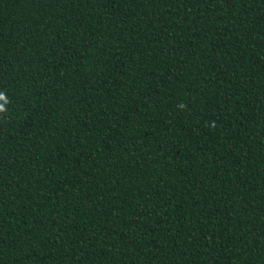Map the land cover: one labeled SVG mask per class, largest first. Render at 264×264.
Here are the masks:
<instances>
[{
    "label": "trees",
    "instance_id": "16d2710c",
    "mask_svg": "<svg viewBox=\"0 0 264 264\" xmlns=\"http://www.w3.org/2000/svg\"><path fill=\"white\" fill-rule=\"evenodd\" d=\"M0 264H264V0H0Z\"/></svg>",
    "mask_w": 264,
    "mask_h": 264
},
{
    "label": "clouds",
    "instance_id": "9594fccd",
    "mask_svg": "<svg viewBox=\"0 0 264 264\" xmlns=\"http://www.w3.org/2000/svg\"><path fill=\"white\" fill-rule=\"evenodd\" d=\"M0 99H3V96H2V94H0ZM4 111H6V108H5V106H3V105H0V112H4Z\"/></svg>",
    "mask_w": 264,
    "mask_h": 264
}]
</instances>
